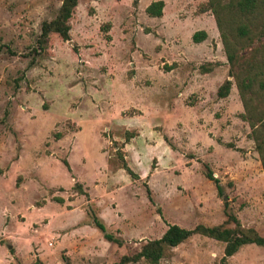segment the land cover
I'll use <instances>...</instances> for the list:
<instances>
[{"label":"rangeland","instance_id":"1","mask_svg":"<svg viewBox=\"0 0 264 264\" xmlns=\"http://www.w3.org/2000/svg\"><path fill=\"white\" fill-rule=\"evenodd\" d=\"M153 1L78 0L70 39L35 52L61 0H0V264H115L170 224L233 227L228 213L264 235V173L208 0L150 16ZM237 49L233 74L264 64V13ZM223 249L194 234L156 264H218ZM227 264H264V247Z\"/></svg>","mask_w":264,"mask_h":264},{"label":"trees","instance_id":"2","mask_svg":"<svg viewBox=\"0 0 264 264\" xmlns=\"http://www.w3.org/2000/svg\"><path fill=\"white\" fill-rule=\"evenodd\" d=\"M223 1L208 0L205 8L211 9L215 15L227 60L231 66L229 74L235 76L241 98L244 99L246 111L242 117L248 119L251 126L250 133L254 139L264 173V106L260 108L258 103H252V95L248 96L247 99L245 98V92H250L258 98L264 97V64H248L247 67H244L241 75L232 73V69L237 63L238 38L247 36L253 21H256L264 13V0ZM137 3L138 0H133L134 5H137ZM77 4L78 0H61L56 16L41 23L35 52L46 49L51 33L57 34L64 41L70 39L71 26L69 21ZM163 6L164 2L162 0L153 1L146 7V12L150 16H161ZM230 35H233V38H229ZM205 37L206 32L203 30L196 31L192 35L195 42H200ZM213 65L212 63L202 64L200 69L208 72L213 68ZM231 84V80L225 79L218 87L217 95L226 97L230 92ZM254 86L257 88L255 89ZM123 168L132 177H135L127 164L124 163ZM206 176L216 183L218 193L222 194V187L218 179L213 177V173L207 170ZM227 220L234 222L235 225L229 227L225 224L211 226L197 224L193 228H185L177 224H170L161 237L147 240L137 252L132 255H123L120 261L115 264L137 262L141 259L147 263L156 264L167 256L170 249L186 241L194 234L224 242L223 255L218 264H227V258L236 253L244 244L254 243L264 247V235H261L255 228L242 226L238 218L230 213L227 214ZM92 221L106 240L119 243V239L106 230L104 223L97 216L93 215Z\"/></svg>","mask_w":264,"mask_h":264}]
</instances>
